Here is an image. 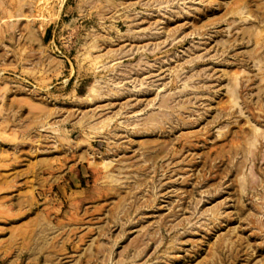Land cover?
Returning a JSON list of instances; mask_svg holds the SVG:
<instances>
[{
	"label": "rangeland",
	"instance_id": "rangeland-1",
	"mask_svg": "<svg viewBox=\"0 0 264 264\" xmlns=\"http://www.w3.org/2000/svg\"><path fill=\"white\" fill-rule=\"evenodd\" d=\"M0 264H264V0H0Z\"/></svg>",
	"mask_w": 264,
	"mask_h": 264
},
{
	"label": "bare ground",
	"instance_id": "bare-ground-1",
	"mask_svg": "<svg viewBox=\"0 0 264 264\" xmlns=\"http://www.w3.org/2000/svg\"><path fill=\"white\" fill-rule=\"evenodd\" d=\"M91 93H93V92L91 91Z\"/></svg>",
	"mask_w": 264,
	"mask_h": 264
}]
</instances>
